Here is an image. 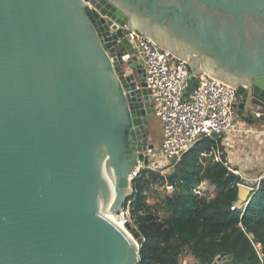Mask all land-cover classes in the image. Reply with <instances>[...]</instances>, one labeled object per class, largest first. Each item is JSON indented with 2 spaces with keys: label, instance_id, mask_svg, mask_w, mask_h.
Masks as SVG:
<instances>
[{
  "label": "water",
  "instance_id": "obj_1",
  "mask_svg": "<svg viewBox=\"0 0 264 264\" xmlns=\"http://www.w3.org/2000/svg\"><path fill=\"white\" fill-rule=\"evenodd\" d=\"M127 29L187 59L191 90L206 71L264 119V0H0V264H139L140 231L105 214L154 148Z\"/></svg>",
  "mask_w": 264,
  "mask_h": 264
},
{
  "label": "trees",
  "instance_id": "obj_2",
  "mask_svg": "<svg viewBox=\"0 0 264 264\" xmlns=\"http://www.w3.org/2000/svg\"><path fill=\"white\" fill-rule=\"evenodd\" d=\"M216 146L222 160L210 153ZM224 160L223 144L202 137L166 175L146 170L134 181L129 198L142 238L139 264H179L186 256L199 264H213L223 252L232 255L231 264H264V175L245 209H232L239 199L241 178ZM205 180L216 187L213 196L195 191ZM166 181L173 189L164 188L159 200L151 202L150 190ZM252 241L260 244L261 255Z\"/></svg>",
  "mask_w": 264,
  "mask_h": 264
},
{
  "label": "built area",
  "instance_id": "obj_3",
  "mask_svg": "<svg viewBox=\"0 0 264 264\" xmlns=\"http://www.w3.org/2000/svg\"><path fill=\"white\" fill-rule=\"evenodd\" d=\"M126 34L133 47L132 55L144 68L147 87L152 90L153 113L161 119L163 124L160 153L154 155V150H152L148 162L138 160L128 174L131 191L132 184L143 171H158L166 175L165 170L171 169L181 156L202 137H210L226 145L233 133L253 131L237 125V104L242 99L238 93V87L200 70L197 75L199 78L197 85L191 90L189 86L192 66L187 59L176 56L154 42L149 36L140 35L134 29H127ZM252 110L257 114H262L264 105L258 102ZM242 115L248 117L247 114ZM210 153L214 155L215 160H222L219 146L213 147ZM203 155L207 153L203 152ZM224 163L231 173L240 176L241 181L238 182V187H245L248 190L246 197L244 199L239 197L232 203L231 208L245 209L264 174L256 177L253 182H248L249 177L242 175L239 169L233 168L227 160H224ZM163 187L168 190L173 189V185L168 181ZM201 190L202 183L195 188L197 193L203 194ZM131 203L132 198L128 197L118 211H105V214L110 219L121 221L132 233L131 227L135 225L130 210ZM252 242L261 255L260 244ZM215 262L217 261L215 260L213 264ZM179 264L199 263L184 258Z\"/></svg>",
  "mask_w": 264,
  "mask_h": 264
},
{
  "label": "crops",
  "instance_id": "obj_4",
  "mask_svg": "<svg viewBox=\"0 0 264 264\" xmlns=\"http://www.w3.org/2000/svg\"><path fill=\"white\" fill-rule=\"evenodd\" d=\"M240 117L237 125L253 131H237L223 146L227 162L239 169L242 175L249 177L248 182H253L256 177L264 174V125L258 123L259 118L256 122H248L242 114Z\"/></svg>",
  "mask_w": 264,
  "mask_h": 264
},
{
  "label": "rangeland",
  "instance_id": "obj_5",
  "mask_svg": "<svg viewBox=\"0 0 264 264\" xmlns=\"http://www.w3.org/2000/svg\"><path fill=\"white\" fill-rule=\"evenodd\" d=\"M247 115L249 118H251V114L247 113ZM240 116H241L240 114L236 113V119L237 120L241 118ZM148 118H149V124H148L149 140L154 143L153 154L158 155L160 153V147H161V143L163 140V124H162L161 119L154 113L149 114ZM258 123L264 125V119L259 118ZM259 146H260V144H259ZM260 149L263 150L261 148V146H260ZM173 168H174V166L171 169L170 168L166 169L165 171H167V173H168ZM233 168H236V167L233 166ZM164 191L165 190H164L163 186L157 185V186L153 187L152 190H150L149 200L151 202L158 201L160 198V195ZM201 191L208 196H213L214 194H216L217 189L208 180H205L202 182V190ZM185 258L195 262L194 258L191 256H186ZM227 262L230 263L229 261H227ZM227 262H226V264H227ZM215 264H218V263L215 262Z\"/></svg>",
  "mask_w": 264,
  "mask_h": 264
},
{
  "label": "bare ground",
  "instance_id": "obj_6",
  "mask_svg": "<svg viewBox=\"0 0 264 264\" xmlns=\"http://www.w3.org/2000/svg\"><path fill=\"white\" fill-rule=\"evenodd\" d=\"M151 38V37H150ZM152 39V38H151ZM153 40V39H152ZM154 41V40H153ZM155 42V41H154ZM112 221H114L120 228H122L124 231H126V233L134 240L136 241L137 243H140L139 242V239L135 238L133 236V234L126 228L125 225L122 224L121 221L117 220V219H114V218H111ZM140 245V244H139ZM227 264H231V263H228Z\"/></svg>",
  "mask_w": 264,
  "mask_h": 264
}]
</instances>
